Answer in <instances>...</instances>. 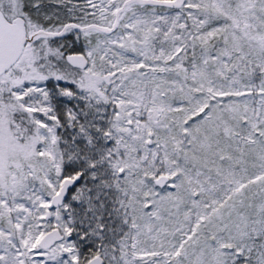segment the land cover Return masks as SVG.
<instances>
[{"label": "snow or ice", "instance_id": "snow-or-ice-1", "mask_svg": "<svg viewBox=\"0 0 264 264\" xmlns=\"http://www.w3.org/2000/svg\"><path fill=\"white\" fill-rule=\"evenodd\" d=\"M0 264H264V0H0Z\"/></svg>", "mask_w": 264, "mask_h": 264}]
</instances>
